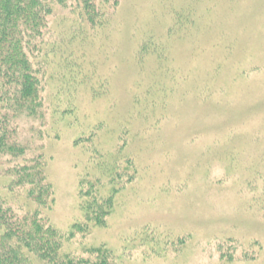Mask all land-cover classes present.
<instances>
[{
  "label": "rangeland",
  "instance_id": "374dc122",
  "mask_svg": "<svg viewBox=\"0 0 264 264\" xmlns=\"http://www.w3.org/2000/svg\"><path fill=\"white\" fill-rule=\"evenodd\" d=\"M64 17L52 28L80 47L77 67L47 88L43 129L63 252L264 264V0H116L100 25ZM81 202L106 223L71 237Z\"/></svg>",
  "mask_w": 264,
  "mask_h": 264
},
{
  "label": "trees",
  "instance_id": "16d2710c",
  "mask_svg": "<svg viewBox=\"0 0 264 264\" xmlns=\"http://www.w3.org/2000/svg\"><path fill=\"white\" fill-rule=\"evenodd\" d=\"M114 1L0 0V177L8 186L0 201L6 198L9 204L0 206V264H97L98 256L103 258L100 264L106 261L107 251L101 247L89 250L96 261L63 252L64 236L45 213L52 209L55 194L46 174L48 134L43 129L50 110L45 107L47 88L55 79L70 82L80 49L63 36V28L57 34L52 25L61 27L64 15L71 23L100 25L105 8ZM80 186L78 195L88 199V190ZM16 189L18 196H9ZM117 191L118 184H113L106 202ZM84 203V220L72 226L71 237L92 224L106 223L104 205L93 209L94 202Z\"/></svg>",
  "mask_w": 264,
  "mask_h": 264
}]
</instances>
